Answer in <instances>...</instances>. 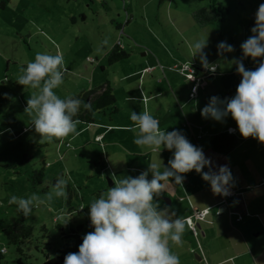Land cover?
<instances>
[{
  "label": "rangeland",
  "instance_id": "1",
  "mask_svg": "<svg viewBox=\"0 0 264 264\" xmlns=\"http://www.w3.org/2000/svg\"><path fill=\"white\" fill-rule=\"evenodd\" d=\"M260 3L264 0H0V253L4 258L0 264H18L19 259L21 264H41L46 257H55L72 229L82 225V238L93 231L88 206L114 186V179L136 177L148 170L149 163H155H144V158L129 155L133 147H126L130 143L126 144L124 137L121 147L112 144L110 136L95 142L94 130L99 132L101 123H110V116L100 113L95 117L99 125L95 122L86 127L77 123L78 134L41 142L25 112L27 99L38 90L25 88L16 81L26 63L37 52H59L64 58V82L54 89L56 94L61 98L73 97L109 82L117 101L115 106L121 109L120 120L124 121L125 113L133 105L141 112L152 104L143 91L141 103L126 99L129 81L124 79L145 62V54L160 58L161 62L169 58L170 65L177 68L188 63L201 75L204 68L190 46L195 39L208 37L204 49L208 61L218 56L216 46L220 41L231 44L234 51L224 53L227 60L216 58L215 63L228 65L231 57L243 60L240 45L252 35L250 29ZM213 6L218 8L219 21L203 25L194 19L197 10ZM211 36L218 40L213 41ZM105 39L107 45L101 43ZM115 46L128 57L109 65ZM144 76L150 78L151 74L144 73L142 79ZM252 143L255 147L262 144L258 140ZM260 148L263 167L252 176L264 181V147ZM154 155L156 158L158 154ZM41 169L44 182L33 184ZM60 178L65 180L64 196L49 200L48 193ZM148 178H152L150 171ZM33 194L38 199L28 216L19 212L15 203H9L13 195ZM155 198L156 203L173 210L167 201ZM250 210L256 213L255 203ZM20 218L34 229L29 243L22 246V257L2 234L3 229ZM250 220L264 233L261 218L247 219ZM259 240L264 241V237Z\"/></svg>",
  "mask_w": 264,
  "mask_h": 264
},
{
  "label": "clouds",
  "instance_id": "2",
  "mask_svg": "<svg viewBox=\"0 0 264 264\" xmlns=\"http://www.w3.org/2000/svg\"><path fill=\"white\" fill-rule=\"evenodd\" d=\"M250 31L252 35L240 47L244 58L250 57L254 61L260 58L258 66L248 70L242 59L234 57L228 61L229 67L234 64L242 77L235 95L224 99L210 97L201 109V115L221 122L230 116L242 137L264 143V3L259 4ZM101 43L107 45L108 40ZM207 45L208 37H199L192 42L190 50L193 56L199 55L204 69L215 73L218 64L207 60L204 52ZM216 47L217 55L225 60L224 53L234 51L226 41L218 42ZM97 51H100L99 47ZM63 65L64 58L59 52H37L16 80L25 88L38 90L27 99L25 112L31 117L41 142L78 134V120L74 117L82 104L84 108L90 107L79 98H61L54 91L64 82ZM129 118L132 121L129 130L134 132L136 145L153 152L166 148L172 152V157L163 171L158 170L156 163H149L148 170L136 177L114 179V186L108 187L89 204L88 217L93 231L84 234L77 252L66 254L64 264H180L169 242L179 244L186 226L191 225L174 210L159 207L154 197L160 196L169 178L174 184H182L185 179L182 174L192 170L209 183L213 194L230 195L233 176L227 165H220L214 171L210 158H206L200 147L193 145L180 130H162L158 120L146 109L139 113L132 111ZM205 167L208 171H203ZM149 171L151 179L148 178ZM64 184V179H57L48 199L64 196ZM37 199L36 194L28 197L13 195L9 203H15L17 210L28 216Z\"/></svg>",
  "mask_w": 264,
  "mask_h": 264
},
{
  "label": "crops",
  "instance_id": "3",
  "mask_svg": "<svg viewBox=\"0 0 264 264\" xmlns=\"http://www.w3.org/2000/svg\"><path fill=\"white\" fill-rule=\"evenodd\" d=\"M211 39L218 40L215 36H211ZM144 56H146L145 62L137 65L135 71L124 79L129 81L126 91L127 101L141 103V92L143 91V96L152 102L149 108L144 107L143 110L146 109L158 120L162 130H180L193 145L203 150L206 158H210L214 171L218 170L220 165L228 166L233 176L230 192L236 194L233 199L228 198L226 202H223L219 195L213 194L209 183L204 181L195 170L182 174L185 176L182 184H174L169 178L165 189L159 196L160 199L167 201L177 216L186 220L193 218L197 233L193 228L186 226L179 244L169 242L171 250L179 257L180 264H264V241L259 240L264 237V233L257 230L251 220L247 221L255 217L261 218L260 222L264 226V181H258L256 177L255 180L253 179L255 173L263 167L260 147H264V143L257 144L255 147L252 141L257 139L242 137L236 122L230 116L221 122L211 118L206 119L201 115V109L208 104L210 97L218 96L224 99L235 95L237 85L242 78L236 72V66L233 64L229 67V64L222 62L223 65H218L216 72L207 76L205 84L200 86L196 96L191 98L189 93L193 83L176 70V65H170V61L167 60L169 58L164 59L166 62H161L160 58H153V55L149 53ZM148 57L151 58L148 59ZM214 57L209 62H217L216 58L218 60L222 58ZM259 59L252 61L250 57L244 58L245 68L254 70L258 66ZM183 65L191 66L188 63H183ZM205 71L206 69L203 73ZM144 73L145 75L151 74V77L145 78L144 76L142 79L141 76ZM196 74L202 77V74ZM130 97L135 99H130ZM114 108L115 113L111 114L108 119L110 123L108 125L101 123L102 127L99 132L97 129L94 130V141L99 142L96 138L100 136L102 141L106 136H110L112 144L121 147L120 142L124 137L128 141L126 144L130 143L126 147H133L130 148L129 155L139 159L144 158V163L152 160L159 167L167 166L168 160L172 157L171 151L161 148L153 152L133 143L134 132L129 130L132 124L129 117L132 111L139 113L140 109L133 105V108H129L125 113L123 121L120 120L121 109L115 104ZM96 124L100 123L96 122ZM229 129L234 131L231 135L237 138L238 144L232 152L226 155L218 154L211 149L210 140L220 133H228ZM154 154H158L156 158ZM132 168L138 170L134 165ZM203 171H208V167H205ZM248 191L250 192L249 199L246 198ZM175 202L179 203L174 204ZM253 203H255L256 213L250 210ZM158 205L161 208L167 207L161 202ZM205 208L211 209L204 220L199 221L192 217L194 209L203 210ZM169 210L171 211L172 208ZM238 216L243 217L242 221L237 222Z\"/></svg>",
  "mask_w": 264,
  "mask_h": 264
},
{
  "label": "trees",
  "instance_id": "4",
  "mask_svg": "<svg viewBox=\"0 0 264 264\" xmlns=\"http://www.w3.org/2000/svg\"><path fill=\"white\" fill-rule=\"evenodd\" d=\"M213 6L211 9L200 8L194 13V19L203 24L207 25L212 22L220 20V14ZM114 52L109 56L108 62L109 65L122 61L128 57V54L121 52L120 47L115 46ZM111 84L107 82L104 86H99L95 89L84 90L77 95H74V98H79L83 103L89 104V108H84L83 104L81 105L80 111L74 119L78 120V123L81 125L90 126L95 122L96 114H103V116H110L115 113L116 109L114 104L116 103V98L113 94ZM237 138L228 133H220L217 136L215 135L210 140V147L213 151L218 154L226 155L234 150L237 146ZM36 179H33V184L41 185L45 180V173L43 169L36 172ZM71 199V196L68 199V203ZM58 228H62L58 226ZM33 227L27 225L22 218L16 219L11 225L2 230L3 236L7 239V242L10 246H13L16 250L17 255L21 257L24 251L22 246L26 243H29V240L32 236ZM82 230V225L78 226L77 229H72L71 232L66 236L67 243L65 242L58 250V254L53 257H46L45 261L41 264H64V257L69 252H77L78 246L82 243V237L79 232ZM6 253V252H5ZM4 260L3 255L0 253V261ZM18 264L22 263V260L19 259Z\"/></svg>",
  "mask_w": 264,
  "mask_h": 264
},
{
  "label": "built area",
  "instance_id": "5",
  "mask_svg": "<svg viewBox=\"0 0 264 264\" xmlns=\"http://www.w3.org/2000/svg\"><path fill=\"white\" fill-rule=\"evenodd\" d=\"M176 70L181 72V74H183L188 81L193 83L192 89H190V93H189V96L191 98L195 97L196 94H197V90H199L200 86L205 84V80H206L207 76L209 74H213L210 71L206 70L204 73H202V77L198 76L196 74L198 72L194 68H191L190 66H182L181 68H176ZM194 85L196 86V91L195 92H193ZM228 133L233 135L234 131L232 129H229ZM100 139H101V136L97 137L96 141H100ZM67 146H69V145L67 144ZM219 196L223 199V202H226V200L228 198L233 199L236 196V194H234L233 192H230V195H228L226 197L225 196H221V195H219ZM210 209L211 208H205L203 210L194 209L192 217L196 218L199 221L204 220L206 218V216L210 213ZM218 214H220L219 211H218ZM192 219L193 218H189V219H187V221L190 223V225H191L190 227L195 230ZM242 219H243L242 216H238L237 217V222L238 221H242ZM195 233H196V230H195Z\"/></svg>",
  "mask_w": 264,
  "mask_h": 264
}]
</instances>
